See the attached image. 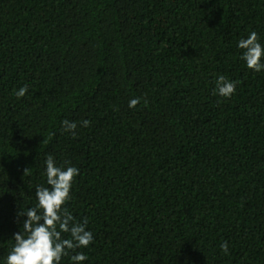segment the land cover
<instances>
[{
    "label": "trees",
    "instance_id": "trees-1",
    "mask_svg": "<svg viewBox=\"0 0 264 264\" xmlns=\"http://www.w3.org/2000/svg\"><path fill=\"white\" fill-rule=\"evenodd\" d=\"M252 30L264 44V0H0V261L52 155L79 169L65 207L93 233L70 250L84 264H264V71L237 47Z\"/></svg>",
    "mask_w": 264,
    "mask_h": 264
},
{
    "label": "clouds",
    "instance_id": "clouds-1",
    "mask_svg": "<svg viewBox=\"0 0 264 264\" xmlns=\"http://www.w3.org/2000/svg\"><path fill=\"white\" fill-rule=\"evenodd\" d=\"M237 47L242 50L240 59L248 69L254 72L264 71V44L260 42L255 30L240 38ZM238 83L239 81L229 80L225 75L219 74L215 80L214 94L230 98ZM27 91L28 86L24 85L14 89L13 94L20 99ZM139 103V97L131 98L128 106L135 108ZM80 124L88 127L90 121L85 119ZM61 126V131L76 135V121L64 119ZM44 166L48 187L37 185L35 206L16 214L21 219V227L13 233L14 244L0 264H61L65 256L69 257L70 264H84L88 259L84 252L76 251L70 255V250L87 248L93 242V233L86 228L87 220L77 223L65 207L71 200L70 192L79 169L72 165H57L52 155H47ZM28 171L29 169H25V172ZM62 233L70 234V238H65ZM220 247L227 252L226 242Z\"/></svg>",
    "mask_w": 264,
    "mask_h": 264
}]
</instances>
